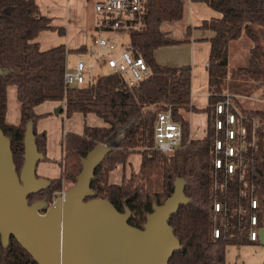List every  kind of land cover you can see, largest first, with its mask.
Instances as JSON below:
<instances>
[{"label": "trees", "instance_id": "obj_1", "mask_svg": "<svg viewBox=\"0 0 264 264\" xmlns=\"http://www.w3.org/2000/svg\"><path fill=\"white\" fill-rule=\"evenodd\" d=\"M90 1V0H88ZM203 3L219 13V19L202 22L198 28L211 33L207 67L208 114L206 135L201 140L189 137L185 114L197 113L191 106V70L189 67H168L158 64V49L176 45L160 31L164 22L180 21L183 16L182 0H144L141 25L129 31L132 54L141 56L150 69L149 76L133 87L116 75H97L79 87H66L64 73L66 56L64 45L41 51L36 38L42 31L64 30L50 25L42 16L35 0H0V129L11 144L13 163L19 173L23 164L24 134L29 122L37 150L45 159V134L35 130L42 117L34 109L44 102L62 106L66 118L75 113L93 114L105 127L84 126L81 135L67 133L62 140V175L50 186L28 197V204L47 201L49 204L61 191L62 183L73 186L81 171V160L95 147L107 141L116 143L95 168L90 189L94 198L103 199L119 213L130 212L128 225L142 229L146 216L173 193L174 183L185 182L184 195L189 202L180 205L169 217L168 224L181 249L175 251L168 264H226L229 246H244L247 240V220L251 188L259 200V223L264 221V0H190ZM247 37L252 42L248 65L232 74L228 70L229 45ZM84 53L85 48H79ZM242 85H232L239 78ZM238 73V74H237ZM16 89L20 105V124L6 123L7 90ZM261 91V107H245L233 98L235 110L245 117L246 135L244 167L233 176L216 172L213 165V107L225 91L236 95ZM64 108V111H63ZM171 108L174 121L182 127L183 148L172 154H161L153 146V128L156 116ZM257 125L253 127L252 122ZM255 145H252L253 140ZM140 156L137 172L123 178L118 185L109 183V176L118 166H124L130 156ZM244 173L243 181L240 174ZM226 183L223 190H214V182ZM244 196H241V192ZM220 202L229 211L214 217V202ZM240 208L244 211L240 212ZM215 219V222H214ZM219 228L222 236L213 237ZM260 237V236H259ZM259 240V238H258ZM255 243H258L255 242ZM0 264H37L11 236L3 247L0 242Z\"/></svg>", "mask_w": 264, "mask_h": 264}, {"label": "water", "instance_id": "obj_2", "mask_svg": "<svg viewBox=\"0 0 264 264\" xmlns=\"http://www.w3.org/2000/svg\"><path fill=\"white\" fill-rule=\"evenodd\" d=\"M5 74L0 69V75ZM61 113V109L54 112ZM22 167L17 173L11 144L0 129V242L12 236L37 264H168L181 246L168 224L180 205L189 202L185 182L178 179L173 193L154 205L142 229L128 225L130 212L119 213L112 204L94 198L90 189L95 168L116 147L107 141L81 160L73 186L54 202L28 204V197L50 186L36 177L44 159L38 152L29 122L24 134ZM259 236L264 237V221Z\"/></svg>", "mask_w": 264, "mask_h": 264}, {"label": "crops", "instance_id": "obj_3", "mask_svg": "<svg viewBox=\"0 0 264 264\" xmlns=\"http://www.w3.org/2000/svg\"><path fill=\"white\" fill-rule=\"evenodd\" d=\"M98 1L101 0H93L90 5V1L88 0H35L40 14L50 19L52 27L61 28L65 33L64 36H60L56 31H42L38 34L36 42L41 51H47L64 45L68 52L66 56V70H72L75 63L79 60L91 61V58L85 52L78 53L77 50L82 47L86 49L92 45V40L95 36L93 30V5ZM182 1V19L171 23L164 22L160 25V31L163 34L173 41L180 43L158 49L155 53V59L162 66L190 68L191 106L199 110L200 114L188 113L185 114V119L189 125L190 139L201 140L206 135H203L201 123L205 122V126H207L209 119L204 109L208 105L209 97L207 67L210 44L207 39L211 36V33L199 30L198 28L202 22L219 19L221 15L203 3H194L190 0ZM116 33L120 32L110 33L113 36L108 39L117 40ZM117 44L124 45L122 43ZM127 45H129V42ZM166 50L170 51V53L164 54L162 52ZM10 88L7 90L6 123L17 126L20 124V105L17 101V105L14 106V110L10 114L8 105ZM60 109H62L61 104L56 102H44L34 109L36 115L42 116L36 122L35 130L38 134H45V159L37 164L35 170L36 177L50 182L60 179L62 175V140L65 134L81 135L84 126L92 128L105 127V124L93 114L83 116L80 113H75L69 118H66L64 112H59L58 115H55L54 112H58ZM191 123H193L192 126ZM192 128L197 138L191 134ZM202 135L203 137L201 138ZM68 188L70 187L63 182L61 191L56 193L55 196L57 197L59 193H64Z\"/></svg>", "mask_w": 264, "mask_h": 264}, {"label": "built area", "instance_id": "obj_4", "mask_svg": "<svg viewBox=\"0 0 264 264\" xmlns=\"http://www.w3.org/2000/svg\"><path fill=\"white\" fill-rule=\"evenodd\" d=\"M144 0H101L93 5L95 36L92 45L85 49V54L91 58L90 62L79 60L74 68L65 70L64 84L66 87H79L93 80V69L105 67L110 74L123 80L128 87H133L150 74V69L141 56L135 57L129 45H119L114 39H108L103 34L124 32L138 29L141 25ZM117 53L116 55H114ZM231 95L224 96L223 100L213 107V129L215 139L213 143V165L216 172L221 171L225 176H233L237 170L244 167L245 158L242 152L245 149L243 139L246 128L243 124L244 116L234 110ZM257 125L256 120L252 122ZM252 145H255L254 139ZM153 146L161 154H172L183 148L182 127L174 121L171 108L159 112L153 128ZM244 173L240 174L243 181ZM226 183L221 185L214 182V190H223ZM251 188L248 208L250 215L247 220V240L255 243L259 238L262 226L259 223V200L253 196ZM59 193L58 196H62ZM241 196H244L242 191ZM57 196V197H58ZM55 197L54 200L57 198ZM212 211L214 217L218 214H228L229 211L220 202H214ZM240 212L244 210L240 208ZM215 222V219H214ZM222 236L219 228L213 229V237Z\"/></svg>", "mask_w": 264, "mask_h": 264}, {"label": "rangeland", "instance_id": "obj_5", "mask_svg": "<svg viewBox=\"0 0 264 264\" xmlns=\"http://www.w3.org/2000/svg\"><path fill=\"white\" fill-rule=\"evenodd\" d=\"M93 2V0H90V5ZM117 36V43H122L124 45H127L129 42V31H124L120 33L115 34ZM113 34H105L106 38H111ZM119 36V37H118ZM252 47V42L245 37L244 35L238 39L237 41L232 42L229 45L228 50V70L229 73L232 74V72L245 68L248 65L249 55H250V49ZM164 54L170 53V51H162ZM71 71V70H69ZM109 70L105 67H95L93 69V76L102 75L105 73H108ZM241 72L239 71V78H236V80H232V85H242V79ZM238 74V73H237ZM237 94L233 95L230 94V91H225L223 94L220 95V101L223 100L224 96L228 95L232 97V106L234 107L233 98L239 101L240 105H243L245 107H261V104H259V100L261 99L262 92L256 91V92H244L240 89L237 90ZM217 102V103H218ZM216 103V104H217ZM8 105H9V111L10 114L14 110V106L17 105L16 100V90L14 87L9 89L8 93ZM235 110V107H234ZM236 111L240 113L238 109ZM199 113V112H197ZM197 113H194L195 115ZM200 114V113H199ZM214 115V114H213ZM243 116V115H242ZM202 117V116H201ZM195 123V122H194ZM193 123H191L192 126ZM203 135L206 134V128L205 122L201 123ZM191 134L197 138L195 135L193 128L191 129ZM201 136V138L203 137ZM140 165V156L135 154L130 156L128 162L124 166H118L112 173H110L109 176V183L118 185L121 183V179L128 178L132 172H137ZM263 225V224H262ZM226 264H264V237H259L258 243H249L244 246H229L226 249Z\"/></svg>", "mask_w": 264, "mask_h": 264}]
</instances>
